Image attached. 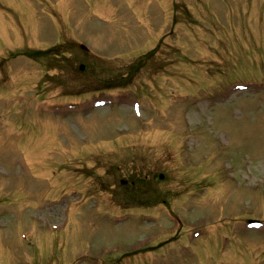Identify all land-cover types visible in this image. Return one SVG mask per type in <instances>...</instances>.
<instances>
[{
  "label": "rangeland",
  "instance_id": "374dc122",
  "mask_svg": "<svg viewBox=\"0 0 264 264\" xmlns=\"http://www.w3.org/2000/svg\"><path fill=\"white\" fill-rule=\"evenodd\" d=\"M71 18L80 24L68 29ZM58 37L73 38L76 66L92 65L80 80L64 68L65 85L38 97L44 70L7 53ZM152 52L154 64L135 69L136 55ZM98 53L115 57L97 70ZM4 56L0 264H264V0H0ZM128 66L129 91L117 90L125 104L95 108L100 89L90 88ZM151 71L157 78L145 81ZM47 99L82 101L67 112ZM135 99L142 116L128 106ZM94 167L116 173L106 176L116 186L94 191L99 201L83 196L91 179L78 170ZM143 173L158 201L177 186L168 210L115 204L119 180Z\"/></svg>",
  "mask_w": 264,
  "mask_h": 264
}]
</instances>
